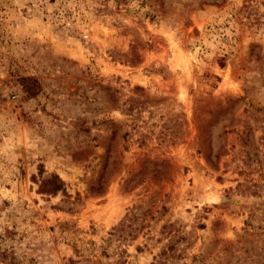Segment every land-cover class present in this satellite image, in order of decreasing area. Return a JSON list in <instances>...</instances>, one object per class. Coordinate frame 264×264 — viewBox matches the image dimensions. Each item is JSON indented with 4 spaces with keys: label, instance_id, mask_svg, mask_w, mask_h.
I'll return each instance as SVG.
<instances>
[{
    "label": "rangeland",
    "instance_id": "374dc122",
    "mask_svg": "<svg viewBox=\"0 0 264 264\" xmlns=\"http://www.w3.org/2000/svg\"><path fill=\"white\" fill-rule=\"evenodd\" d=\"M0 264H264V0H0Z\"/></svg>",
    "mask_w": 264,
    "mask_h": 264
},
{
    "label": "trees",
    "instance_id": "16d2710c",
    "mask_svg": "<svg viewBox=\"0 0 264 264\" xmlns=\"http://www.w3.org/2000/svg\"><path fill=\"white\" fill-rule=\"evenodd\" d=\"M64 182L55 174L43 178L39 184V192L44 194L55 195L58 191L62 190Z\"/></svg>",
    "mask_w": 264,
    "mask_h": 264
}]
</instances>
